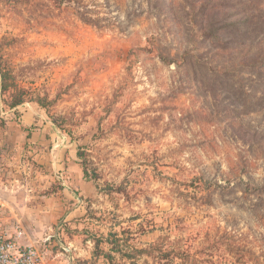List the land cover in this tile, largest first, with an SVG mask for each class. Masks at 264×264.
I'll return each mask as SVG.
<instances>
[{"label": "rangeland", "instance_id": "obj_1", "mask_svg": "<svg viewBox=\"0 0 264 264\" xmlns=\"http://www.w3.org/2000/svg\"><path fill=\"white\" fill-rule=\"evenodd\" d=\"M13 224L63 264H264V0H0Z\"/></svg>", "mask_w": 264, "mask_h": 264}, {"label": "built area", "instance_id": "obj_2", "mask_svg": "<svg viewBox=\"0 0 264 264\" xmlns=\"http://www.w3.org/2000/svg\"><path fill=\"white\" fill-rule=\"evenodd\" d=\"M20 239V231L0 233V264H41L44 258L39 249L22 245Z\"/></svg>", "mask_w": 264, "mask_h": 264}, {"label": "trees", "instance_id": "obj_3", "mask_svg": "<svg viewBox=\"0 0 264 264\" xmlns=\"http://www.w3.org/2000/svg\"><path fill=\"white\" fill-rule=\"evenodd\" d=\"M8 81H9V77H8L7 73H4L2 71V86H1L2 95L6 94L9 91L10 85H9ZM20 105H22L21 101L15 102L12 107L15 108V107H18Z\"/></svg>", "mask_w": 264, "mask_h": 264}, {"label": "crops", "instance_id": "obj_4", "mask_svg": "<svg viewBox=\"0 0 264 264\" xmlns=\"http://www.w3.org/2000/svg\"><path fill=\"white\" fill-rule=\"evenodd\" d=\"M25 111L26 110H24V112ZM7 229H11V234H16L18 231H20V225L13 224L12 228H7ZM13 229H14V231H13ZM41 264H63V263L56 260V258H52V259L51 258H49V259L44 258V260Z\"/></svg>", "mask_w": 264, "mask_h": 264}]
</instances>
